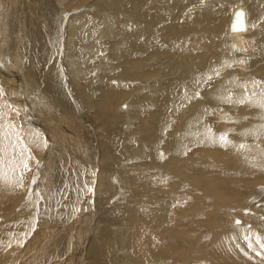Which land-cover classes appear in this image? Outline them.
I'll return each instance as SVG.
<instances>
[{
	"label": "bare ground",
	"instance_id": "bare-ground-1",
	"mask_svg": "<svg viewBox=\"0 0 264 264\" xmlns=\"http://www.w3.org/2000/svg\"><path fill=\"white\" fill-rule=\"evenodd\" d=\"M128 1V5H122L124 0H93L94 3L88 9L78 10L79 12H63L53 8L57 21L54 26L58 37L52 39V37L46 38L47 35H42L41 39L38 34L42 33L36 31L37 35L28 36L30 47L27 48L26 53V50H21L22 47H18L20 50H15L14 46V52L11 53L12 61L10 55L4 51L3 41L5 39L3 40V36L0 35V199L4 193L10 196L7 199H1L3 201L1 209L8 210L10 217L8 220H0V232L2 235L5 224L10 225V236L5 235L6 239L4 240L12 245L7 248L10 250L9 257L16 258H14L15 261L13 257L10 258L11 264H17L19 259L21 264L24 262L27 264H67V261H60L62 259L58 258L52 262L43 260L42 256L37 258L49 245V241L47 244L45 241L47 239L54 241L56 238H60L64 231L67 240L70 241L72 238L73 246L75 243L77 244L76 248H72L71 254L73 252L78 254L82 244L84 246V255L75 257V264H153V258L157 252H161L160 248L163 245L166 251L161 253L159 258L161 259L160 263L165 264L169 259L168 249L172 252L169 242L166 243L164 238L157 241L153 234L143 232L149 223L145 218L141 221L138 229L136 228L139 225L136 223L135 229L126 236L123 227L129 223L125 220L139 221L142 219L143 215H146L142 209L145 196L150 193L156 195L163 193L165 202L159 212L157 211L159 213L158 222L153 226L152 232L159 229V226L166 228L172 222H170L171 218L176 216V210L186 209L196 200V196L192 192L194 190H201L217 199H213L214 201L211 202L213 206H211L210 212H207L210 217L205 221L211 225H218L220 228L212 233L211 240L206 242V245L196 248L199 252L198 256L205 258L208 264H264V247H261V243H264V223L254 216L255 213L260 212L262 206L264 207V107H261V104H264V0ZM44 3L52 7V0H44ZM56 7L58 6L56 5ZM238 10L244 14L243 31H234L231 26ZM6 16H3L5 20ZM4 19L2 24L5 22ZM19 25L21 26V23ZM143 25H146L145 30L140 29ZM12 26L10 28L7 26V30L3 32L9 42ZM109 30L114 34L109 36ZM102 31L105 33L103 32L101 35ZM97 32L101 36H106L107 33V37H109V40H105L106 37H102V40L99 39L101 43L105 40L109 47L115 44L117 49H115L114 58L117 59V63L108 62V55L106 57V51L103 50V67L98 69L99 66H96L100 62L98 59L96 65L90 63L95 65L94 67L87 65L85 68L86 74L89 73L90 68L93 71L99 70L98 75L95 71L97 80L92 78V74L90 78L85 79L87 77L86 74H83L84 72L73 68L72 72L69 70L67 66L74 65L71 58L69 60L72 63L69 62L70 64L67 66L62 63L59 57L61 39L65 38L64 43L67 42L68 47L75 45L80 48L88 47L83 55L77 53L76 50L75 52L79 57L81 55V57L89 58L94 54V49H97L95 47L98 42L92 39L97 36ZM28 37L25 36V38ZM23 40L25 43L26 39L22 38ZM34 44L35 50L32 48ZM50 46H54L52 50H50ZM90 49L92 50L90 51ZM98 50L101 49H97L96 52ZM21 52L26 54V57L23 55L22 58ZM36 53L39 54V58H43L42 67L45 69L42 71L40 69L39 73L35 74V72L32 73L33 70L28 69L31 67L29 65L30 67L26 69L28 72L26 76H21V72L25 74L20 70L21 67H24L22 59L27 58L29 62L32 55L36 58ZM6 62L7 68L4 69L3 66ZM15 73L19 80L22 77L26 78L28 86H23V82H19L18 78L11 77ZM10 79L14 80L15 84L18 81V84L22 86L14 88L10 85ZM125 79L131 82L127 81L126 83ZM32 80H36L42 86L37 85L36 87L34 84L36 82L32 83ZM92 80L98 81L95 82L96 89L92 85ZM132 80L135 83L142 80L148 81V83H143L140 88L135 83L130 84ZM29 88L32 89V93L37 91L45 97H48L46 94L48 93L55 100L51 99L52 102H57L59 106L64 107L67 113L75 114L74 117L82 110L79 109L81 107L76 104V101L84 103L87 108H95L94 112L98 114V117H95L98 118L97 121L104 127L105 132L107 131L110 135V140H115L117 137L115 131H112L115 129L113 125H117L119 122L120 124L117 126L120 127L125 122L123 118L128 119L130 113H135V116L138 117L132 116V119L137 120L138 118V120L134 122L130 119V126L128 124L127 126L133 130H140V133L129 140L137 142L145 136L141 135L142 130L147 131L146 133L149 134L147 136L148 146L151 147L152 152L156 153L159 163L156 168L163 169L166 178L161 179L158 170L153 173L144 170L143 166L149 162V160L142 159L143 155L147 154V152L144 153V146H141L135 154H127L128 157L132 155L138 160L134 162V160L128 159L130 162L123 163L121 169H118L113 161L106 158L105 163L104 161L98 163H102L99 173L95 169L96 185L99 186L96 191L103 190L102 194H98L92 202L93 197L91 198L89 195V186L81 195L87 199L90 198L92 205L95 202L96 208L90 207V209L88 200H86L85 204L76 205L69 213L70 215L64 218L63 214L58 213L65 208L58 200L62 196L55 191L60 197L55 199L57 202L53 201L56 203V209L55 213L54 210L52 213L54 217L51 223L52 227L44 229L43 223L47 220L44 219V216L36 219L35 213L38 211L34 212L35 218H32L34 216L31 201L39 191L42 192L39 190V168L43 163H41L42 157L44 156L46 160L50 157L49 147L52 136L47 129L48 126L45 125L46 120L37 113L38 109L32 107L31 104L27 106L24 98L28 96ZM76 94L82 98V102L75 97ZM93 95H97V98L92 99ZM72 97H75L74 104L71 100ZM124 97L127 98L125 102H123ZM6 98H10V103L5 100ZM15 98L18 100L23 98V101L18 102ZM133 100H139L140 104L130 105ZM149 100L153 102L150 103ZM118 101L120 102L117 105ZM178 102L181 103L178 104ZM124 103H126V108H129L128 104L131 106L130 112L125 113L126 110H129L126 108L124 112L119 109V107L123 109ZM174 103L178 104L177 108H173ZM173 120L175 124H172ZM111 127L113 128L111 129ZM166 132L169 135L164 140ZM221 136H225L229 143L223 144L220 141ZM105 144L102 143L101 146L105 147ZM125 144L127 147V143ZM242 144L245 145L244 148H240ZM160 146L166 149V155L159 150ZM114 148L111 146L109 155L105 153L106 156H112V160L118 156L114 152ZM122 150L127 151L128 149ZM125 153L123 155L121 152L124 158H126ZM83 155L86 154L83 153ZM152 155L151 153V157ZM101 158L105 159L104 152L101 154ZM21 159L26 160V169L19 164ZM60 164L63 165V163ZM162 165L167 167V170ZM71 167L69 166V169ZM75 167L77 166L75 165ZM64 168H66L65 165ZM159 173L161 172L159 171ZM66 174L68 175V173L63 176L58 175L64 178ZM74 174L76 175L77 171L72 175ZM77 177L79 176L77 175ZM69 179L73 182V179ZM69 179L68 182H70ZM187 179L190 181L189 184L186 182ZM173 182L175 184L182 183L179 190H175V187L172 186ZM258 184L263 185L257 186ZM54 185L58 186L56 183ZM65 186L68 185L65 184ZM124 186L131 191V196L126 194L127 196H121L120 200L116 202L122 207L119 209L120 212L109 216L105 222L102 218L96 219L99 212L104 208L107 209L106 204L110 199L109 196ZM33 187H36L37 190ZM255 190L258 191V196L253 194L248 199L249 201L245 202L252 204L256 201L258 205L262 206L255 207L252 204L250 209L238 207V209L241 208L240 210H246L247 213L255 211L254 215L242 216L241 211L235 210L233 213L235 215L216 214L211 211L212 207L219 208L221 205H233L231 207L233 209L239 204L242 197L250 195L251 192L254 193ZM34 193L36 194L34 195ZM82 201L83 199L81 203ZM69 203L68 201L67 204L69 205ZM111 206L112 209L115 208L114 205ZM65 209L68 210V208ZM115 209H118L117 205ZM81 210L82 212L77 214ZM85 211L90 212V217ZM38 215L41 216V213ZM236 215L243 217V223L250 222L253 226L252 229L247 230L243 225H233L230 217L232 219ZM262 216L264 215L262 214ZM102 221L103 223H101ZM112 228L116 233L112 230L109 232V229ZM256 229L260 231L258 235L253 234ZM50 230L53 232H49ZM119 230L121 233L117 232ZM4 231L6 230L4 229ZM19 236L21 240L17 239ZM245 236L248 237V240L245 239ZM257 237L261 238L260 243H257ZM250 244L251 246H249ZM163 248L161 250H164ZM8 255H5L6 258ZM172 259L171 261H174ZM3 261L4 259L0 264H3Z\"/></svg>",
	"mask_w": 264,
	"mask_h": 264
},
{
	"label": "rangeland",
	"instance_id": "rangeland-1",
	"mask_svg": "<svg viewBox=\"0 0 264 264\" xmlns=\"http://www.w3.org/2000/svg\"><path fill=\"white\" fill-rule=\"evenodd\" d=\"M87 1L85 2L84 0H62V2H61V0H52V7H51L49 5L47 6V4L44 3V0H0V35L3 36V40L5 39L3 41V48L5 49L4 51L7 52L8 55H10V59H11L12 58L11 53H12V51L14 52L13 49L15 47H16L15 50H20V48L22 47L21 50L23 49L24 51L26 50L25 53L27 52V48L30 47L29 46L30 42H28L30 38L28 36H33L32 34L37 35V33H42V34H38V35L41 36V39L43 37L42 35H45V36L47 35L46 38L47 37H52V39H54L55 37H58V34H57V32L55 30V26H54V25H56L57 21L55 19L56 14H55L53 8L59 9V10H61L63 12H70V11L79 12V11H83V10L88 9L95 2V1L93 2V0H91V2H90V0H87ZM55 4L58 7H56ZM123 4L128 5L129 1L128 0H124L122 5ZM122 8H123V6H122ZM67 9H68V11H67ZM4 15H7L6 16V20L3 17ZM45 17H47V18H45ZM116 17H117V15H116ZM2 18L5 21L3 24L1 23L3 21ZM7 19H8V21H7ZM8 22H9V24H8ZM10 23H12V25H14V26L10 25ZM18 23L19 24L21 23V26ZM101 24L102 23L100 22V26H101ZM4 26H5V28H4ZM7 26H9L8 28H10V26H12L11 27L12 29H10V42L11 43L6 39V36L3 34L4 30H7ZM140 29L141 30H145L146 29V25L141 26ZM1 31H2V33H1ZM31 31H32V33H30ZM36 31H37V33H35ZM49 31H51V32H49ZM18 32H20V33H18ZM22 32H23V34H22ZM103 32L104 31L100 32V34L101 33L103 34ZM24 34L28 38H25ZM100 34L97 32L96 33L97 36H94V38H92V39H94L96 42H98L97 46L95 48L101 49L102 51L98 50L96 52L97 49L96 50L94 49V51H93L94 54L91 55L89 58L81 57V55L79 57L78 55H76L77 53L82 54V55L85 54V52L88 49V47L87 48L86 47L85 48L84 47L80 48V47H78V45L69 46L68 47L67 42L64 43L65 42L64 41L65 38H62L61 39V43H60V47H59L60 48L59 57L62 60V63L64 64V66H67L68 64L72 63L71 60H73L74 61L73 62L74 65L73 66H71V65L67 66L69 68V70L72 72V68L76 69V70L78 69L77 71L84 72L83 74H86L85 73L86 72L85 71L86 66L90 65L91 67L92 66L94 67L96 65L95 64L96 61L98 62V59H100V62L98 63L99 65L97 64L96 66H99L98 69L102 68L103 67V63H102L103 62L102 61L103 60V57H102L103 50L106 51V57L108 55V59H109L108 62L114 61V64H116L117 63V59H115L114 56H115V49H117V48H116L115 44L111 45L110 47L107 46V43H105V40H109L108 39L109 37H107V33H106V36H101L102 34L101 35ZM112 34H114L113 31L109 30L108 35L111 36ZM60 37H61V33H60ZM102 37H106V39L104 41H102V43H101L100 40H102L101 39ZM22 38L26 39V42H27V43L25 42L26 45L24 43V40L22 41ZM112 39H115V37H112ZM15 42H17V43H15ZM99 42L101 43L102 46L100 45ZM103 43H105V44H103ZM6 44H7V46H6ZM48 44H49V42H48ZM82 44H84V43H82ZM94 45H95V43H94ZM32 46H34L32 48H33V50H35V48H36L35 44L32 45ZM18 47H20V48H18ZM53 47H51L50 50H52ZM70 47H72V48H70ZM10 48H12V49L10 50ZM75 50L78 51V52L76 53ZM91 50L92 49H90V51ZM23 52H21L22 53L21 54L22 58L26 55ZM107 52H108V54H107ZM36 54H35L36 58L33 56L34 52H33V55H32V57L35 58L36 60L33 59L32 57H30L29 62H28L27 58H24L25 61H24V59H22L24 62L23 61H21V62H22V66H24V67L23 68L21 67L20 70L24 71L25 74L21 72V74H20L21 76H23V75L26 76V73H28V72H26V69H27V67H30V66L31 67L28 68V69L31 70V71L33 70L32 73H34V72H35V74L37 72L39 73L40 69L42 71V69H43V67H42L43 66V64H42L43 63V58H39V54L38 53H36ZM37 57L41 61L38 60ZM40 57H42V56H40ZM70 58H71V60H69ZM31 59H33V60H31ZM88 60H89V62H88ZM11 61H12V59H11ZM18 63H19V59H18ZM75 63H77V64H75ZM90 63L95 64V65H92ZM111 63H113V62H111ZM40 64H42V65H40ZM13 65L15 66V62L13 63ZM3 68L4 69L7 68V62L4 63ZM95 71H97V70L93 71L90 68L89 69V73L86 74L87 78H85V79H88V77L90 78L91 74H92V78L94 77V80H95V78H96ZM6 72L9 73V74L11 73L10 71H6ZM98 72H99V70L97 71V75H98ZM14 75H11V77H16L19 80V77L16 76V73ZM69 75H71V74H69ZM70 77L72 79H74V77L72 75ZM97 78H96V80H97ZM11 79H10V85L14 86V88L21 87L22 85L23 86H25V85L28 86V84H27L28 82H27L26 78L23 79V77H22V79L19 80V82H23L22 85H19L18 81H16V84H15L14 80H11ZM126 79H125L124 82L127 83L128 80H126ZM3 80H5V79H3ZM94 80H92L91 82H92L93 87L96 89L97 88V86H96L97 84H95V82H98V81H94ZM32 81H33L32 83H34V81L36 82V83H34L36 87H37V85L42 86V84H39L36 80H32ZM142 81L141 82L139 81V82L135 83V81L132 80V83H130V84H134L135 83L136 85H139V87L141 88L143 83H145V84L148 83V81L147 82L144 81V80H142ZM129 82H131V81L129 80L128 83ZM38 90H41V89H38ZM133 92H135V91H133ZM41 94L38 93L37 91L32 93V89L29 88L28 96H25L24 99L27 102V106H30V104H31L32 107H35V108L38 109L39 112H37V113H39V116H41L42 118H44L46 120L45 121V125L48 126L47 129L49 130V132H51L50 134L52 136L51 137V141L52 142L50 144V147L47 145L49 147L50 151H51L50 152V157L51 158L49 157V159L46 160L44 158V156H43L42 159H41V163L43 162L41 164L42 168L41 167L39 168L40 169L39 170L40 171V177H39V186L40 187H39V190H41L42 192L39 191L38 194L34 193V195L36 194V196H34L35 198H33L35 200V203H34L33 199L31 201V207H32L31 209H32V212H33L32 213L33 216H34V212L38 211L37 213H35V216H37L36 219L44 216V219L47 220V221H44V223H43L44 224L43 225L44 229L47 230V229H51V227H52L51 223H52V219H54V217L52 216V213H53V210H54V213H55V209H56V203L54 202L55 205H53L54 204L53 201L57 202V200H55V199H58L60 196H62V198L60 197L58 200H59V202L62 203L63 208L64 207L68 208V210L64 208V210H62L63 213L61 211L58 212L61 215L63 214L64 218L70 215L69 213L72 211L73 208H75L76 205H80L81 206V205L85 204L86 200H88L87 203L89 205L88 206L89 208L90 207L96 208L95 202L93 203L94 205H92V202H93L94 198L97 197L98 194H100V193L102 194L103 190L96 191L98 189L97 187H99V186L96 185V181H97L96 179L97 178L95 177V171H96L95 169H97V173H99L100 165L102 163L101 164H98V163L103 162V161L105 163L107 161L106 158H108V160L113 161L117 165L118 169H121L123 167V163L125 164L126 162H130L131 160H134V162H135V160H138L137 158L133 157L132 155H130L128 157L127 154H135V153H137V150L141 146L142 147L144 146V150H145L144 153L147 152V154H144L146 156L143 155L142 159L149 160V162L145 166H143L144 170L146 172H148V173H153V172H156L158 170L156 168L159 165L158 159L156 158L157 155H156L155 152H152L151 151V147L148 146V143H149L148 141L149 140L147 139V136L149 134L146 133L147 131L144 132L145 130H142V134L141 135H145V136L141 137L137 141V142H139V144H137L136 141L129 140V139H133L134 137H136L137 134L140 133V130H137V129L133 130L131 127H129L130 126V124H129L130 119H132L133 117H135V118L138 117V116H135L136 115L135 113H130L131 115H130V117L128 119L123 118V120L125 122L123 121L124 123L120 127L117 126V125L120 124L119 122H118L117 125H113V127L115 129H112L113 127H111L112 131L113 130L115 131V132L114 131L113 132L116 133L117 137H115V140L114 139L110 140L109 139L110 135L108 134L107 131L105 132L104 127H102L101 124L98 123V121H97L98 118L95 117V116L98 117V114H96L97 112H94V111H96L95 108H91V107L87 108L86 107L87 105H84V103H80L79 101L78 102L76 101V104L80 105V107H81L79 109H82V110L77 113L78 116L76 114V116L74 117L75 114L72 115V113L71 114L67 113V111L64 109V107L59 106V104L57 102L56 103L52 102V101H55V100L48 93H46L48 95V97L47 96L45 97V95L43 96ZM135 94H137V93H135ZM75 97H77L82 102V98L78 94H76ZM75 97L74 98L72 97V99H71L73 104H74ZM127 97H129V95H127ZM18 98H20V97H18ZM94 98H97V95L96 96L93 95L92 99H94ZM9 99L10 98H6L5 100L10 103ZM15 99L18 102L19 101L20 102L23 101V98H21L20 100H18L17 98H15ZM51 99H52V101H51ZM126 99L127 98L124 97V99H123L124 101L123 102H125ZM16 100H15V102H16ZM120 101H118L117 105L119 104ZM149 102L151 103L153 101L149 100ZM179 103H181V102H178V104ZM124 104L125 105H122L123 109L121 107H119V109L122 110L123 112L126 109H129V110H126V112H125V113H128V112L131 111L130 110V107H131L130 105L131 104L138 105V104H140V101L139 100H135V101L133 100L132 103H130V105L129 104L127 105V106H129V108L128 107L126 108V103H124ZM178 104L177 105L175 104L176 107H174L175 106L174 105L173 108H177ZM10 106H12V104H10ZM134 107L135 106L133 105V108ZM119 109L117 108L116 110L118 111ZM136 109H137V106H136ZM176 112H178V111H176ZM176 112H175V114H177ZM181 112L184 113V111H182V110H181ZM135 118L132 119V120H134V122L138 120V118H137V120H135ZM94 119H96V120H94ZM173 121H172V124H175V121L174 122ZM127 124L129 126H127ZM168 135H169L168 132H166L164 140L167 139ZM106 139L110 140L112 142H110V141L105 142V141H107ZM127 140H129V141L127 142ZM133 142H134V144H133ZM102 143H106L105 144L106 145L105 146L106 150H105V147L101 146ZM125 143H127V145H128L127 147L125 146L126 145ZM109 146H110V148H111V146H114L115 147L114 148V152H116L118 154V156H116L113 160H112V158H113L112 156H106V154H105V153H107V155L110 154V150L111 149L109 148ZM122 149H124V150L128 149V150L127 151H123ZM159 150L162 151V153H164V155H166L165 154L166 149H163L162 146H160ZM149 151H151V152H149ZM103 152H104L105 159L101 158V154H103ZM121 152H122L123 155H124V152H126L125 153L126 154V156H125L126 158L123 157ZM83 153H85L86 155H83ZM151 153L154 156L152 155V157H151ZM138 156H140V155L138 154ZM119 157H121V158H119ZM128 159H130V161ZM100 160H102V161H100ZM44 161H47V162H44ZM74 161H76L78 163L76 164V162H74ZM71 162H72V165H71ZM60 163H63V165L60 164ZM73 163H75V165L78 167V170H77V167H75V165H73ZM90 163H92V164H90ZM66 164L67 165L69 164L70 167L71 166H73V167H71L69 169V166L67 167ZM44 165H46V166H44ZM64 165L66 166V168H64ZM93 165L95 166V168H92V167H94ZM98 167H99V170H98ZM162 167L167 170V167H165L164 165H162ZM74 169H76L75 172H74ZM64 170H67V171H64ZM76 171H77V174L76 175L75 174L72 175L73 173H76ZM115 171H114V173H115ZM159 171L161 173H159ZM62 173H64V174L68 173V175L71 174L72 176L70 175L71 177L70 176L68 177V175L66 174V176H64V178H63V177H60L62 175ZM163 173H164L163 169L162 170L161 169L158 170V174H160L159 177L161 179H165L166 178ZM58 174H61V175H58ZM77 175L79 177H77ZM83 175H85V176H83ZM69 178L73 179L74 183L72 181H70ZM40 179H41V182H40ZM68 179H69L70 182L67 181ZM169 180L171 182V179H169ZM48 182H50V184H48ZM62 182H63V184H62ZM186 182L188 183L190 181L187 179ZM55 183L58 186H55L54 185ZM65 184L68 185V186H65ZM69 184L72 185V186H70ZM93 184L95 185V187H94ZM181 184L180 183L175 184V182H173L172 186L175 187V190H179L180 189L179 186H181ZM260 185H263V184H258L257 186H260ZM89 186H90V193H92V194L89 193V195H91V198L93 197L92 198V202L90 201V198L87 199V198H85V196L84 197L81 196L83 191L85 189H87V187L89 188ZM33 188L35 190H37L36 187H33ZM62 189H63V192H62ZM67 190H68V192H67ZM118 190L119 191H115L114 193H112L111 196H109L110 199L108 200V203L106 204L107 209L104 208L101 212H99V214L97 215L96 219L102 218L103 221L105 222L106 221L105 219H108L109 216L118 214L120 212L119 209H121L122 207L118 205L119 203L116 204V202L120 200L121 196H127V195L131 196V193H130L131 191L128 188H126L125 186H124V188L121 187V189H118ZM55 191L57 193H59L60 196L57 193H55ZM192 192L196 196L195 197L196 200H194L195 202L193 201L194 203L192 202V204H191L192 206L189 204L188 205L189 207L186 208V209L176 210V212H175L176 216L174 215L175 217L171 218V220H170V222L171 221L172 222L169 223L166 228L165 227L162 228V226L161 227L159 226V229H156V231H154V232H152L153 231V226L157 224L156 222H158V217H159V213L158 212L162 208V204H164V202H165V200H164L165 195L163 193L161 195H156L155 193H150V194L146 195L145 198L143 199V207H142V209L144 211V214H146V215H143L142 219H140V217H138V219H140L139 221H134V220H131V219L125 220L126 222L129 223L127 225L128 227L127 226L123 227V229H124L123 231H124L125 235L128 236L130 234L131 230L133 231V229H135L134 227H136V225H135L136 223L139 225L136 228V229H138L140 227V225H141V221L144 218L146 220L148 219L147 221L149 222L148 223L149 226L146 225L147 227H145L146 229H143V232L153 234V237L155 239H157V241L158 240L161 241V239L164 238V241L166 243L169 242L170 248L172 247V252H171V250L168 249V257H169V259H168L167 263H165V264H208L205 258H203L201 256H198L199 252L196 250V248H198L199 246L206 245L208 243V241L211 240V236L213 235L212 233L216 232L217 230L220 229L218 225H211V224H209V223H207L205 221V219L207 220L210 217L209 215H207V212H210V208H211V206H213L211 202L214 201L216 198L214 196L211 197V195H209V194L203 193V191H201V190L200 191L199 190L198 191L194 190ZM76 193H77V195H76ZM253 194H254V196H258L259 193H258V191L255 190L254 193L251 192L250 195L242 197V199H240V201H239V204L236 205L233 209L231 208V207H233V205H230V206L229 205H221L219 208L217 206L216 207H212L211 211L215 212L216 214L229 213V215H235V214H233V213H235V211H237V212L241 211L240 214H242V216L254 215L255 211L252 212V213H247L246 210H240L241 208L238 209V207H243V208L247 207L246 209H250L252 204H254L255 207L262 206L261 204L258 205V203L256 201H254L252 204L251 203L248 204V202H245L246 200L250 199L253 196ZM40 195H42L43 197L40 196ZM8 196L9 195L7 193H4V195L1 196V199H3V200L5 198L7 199ZM84 198H85V200H84ZM1 199H0V201H1ZM82 199H83V201L81 203ZM41 201H43V202H41ZM68 201L70 202L69 205L67 204ZM64 202H66V203H64ZM75 202H76V204H74ZM240 202H242V203H240ZM39 204H42V205L40 206ZM67 205H68V207H67ZM111 205H114L115 208H116V205H117L118 209H115V208L112 209ZM1 206H3V201L0 202V209L2 208ZM195 208H196L197 213H195L196 212L194 210ZM39 209L41 210V212H40ZM197 209L198 210L200 209L201 211L200 210L198 211ZM2 210L3 209L0 210V220H8L9 217H10V214H9L8 210H6V209L3 210V211ZM82 210L80 212H78L77 214L81 213ZM259 211L260 212L255 213L254 216L258 217V219L263 221V223H264V216H262V214L264 215V207L262 206ZM46 212H47V214L45 215ZM85 212H87V211H85ZM190 212H191V214H190ZM39 213H41V216L38 215ZM87 214L90 217V212L89 213L87 212ZM35 216L32 217V218H35ZM240 216L241 215H238V216L236 215V216L232 217V219L230 217V220L232 221L233 225H235V226L243 225L244 228L247 229V230L248 229H252V227H253L252 224L250 222H246V223L244 222L243 223L242 222L243 221V217L242 216L240 217ZM55 217H56V215H55ZM203 220H204V222H203ZM237 220H239V222L241 224L237 223ZM32 221H34V220H32ZM103 221L101 223H103ZM3 224H4V222H3ZM183 226H185V227H183ZM4 229L6 231H4ZM161 229H165V230L162 231ZM110 230H112L114 233H116V231L113 228L109 229V232H111ZM125 230H127V231H125ZM2 231H3L2 235H1V232H0V235H1L0 236V245H1L0 246V259H2V260L4 259V261H3L4 263L3 264H11V259H12L11 257H13L14 261H15L16 258L14 256H10L9 257L8 252L10 253V250H7V248L10 245V242H8L7 240H4V239H6V237H4L5 235H7V236L9 235L10 236V225L9 224H5V227H3ZM49 232H53V231L50 230ZM117 232L121 233L120 230L117 231ZM162 232H164L165 234L164 235L161 234ZM259 232L260 231L256 229L255 231H253V234L254 235H258ZM24 233H25V231H24ZM17 239L21 240L20 236ZM48 241H49V245H47V247H46L47 249L46 250L44 249L42 251L41 255H38L37 258H41V256H42L43 260H45L47 262H52V261H54L55 259L58 258V259H62L60 261H67V264H75V260H74L75 257H77L78 255H82V256L84 255V253H83V251H84L83 244H82V248L79 250L78 254L76 252H73L71 254L72 248L73 247L76 248L77 244L74 241L75 246H73V239L72 238L70 239V241L67 240L65 231L60 236V238H56L54 241H51V240L47 239L45 241V243L47 244ZM17 242H19V240H17ZM11 246L12 245H10V247ZM163 247L162 248L164 250H161L162 248H160L161 252L160 253L157 252V254L155 255V258H153L154 259V263L153 264H161L160 263L161 259L159 258V256H160L161 253H164V251H166L165 250L166 248H165L164 245H163ZM1 253H3L4 255H2ZM5 255H8L7 258H6ZM31 256H33V255H31ZM52 257H54V258H52ZM172 258H174V259H172ZM171 259L174 260V261H171ZM2 260H0V263L2 262ZM5 262H7V263H5ZM25 263L26 262H24V264ZM17 264H21L20 259L17 262Z\"/></svg>",
	"mask_w": 264,
	"mask_h": 264
},
{
	"label": "snow or ice",
	"instance_id": "snow-or-ice-1",
	"mask_svg": "<svg viewBox=\"0 0 264 264\" xmlns=\"http://www.w3.org/2000/svg\"><path fill=\"white\" fill-rule=\"evenodd\" d=\"M243 13L240 12V13H237L236 15V22L233 24V30L234 31H243L244 30V25H243ZM261 107H264V104H261ZM220 141L223 143V144H227L229 143V141L227 140V138L225 136H221L220 137ZM245 145H240V148H244ZM20 165H22L25 169L27 168V163H26V160L25 159H21L20 162H19ZM239 223V222H237ZM245 239L248 240V237L245 236ZM261 242V238L260 237H257V243H260ZM251 246V244L249 245ZM261 247H264V243H261Z\"/></svg>",
	"mask_w": 264,
	"mask_h": 264
},
{
	"label": "water",
	"instance_id": "water-1",
	"mask_svg": "<svg viewBox=\"0 0 264 264\" xmlns=\"http://www.w3.org/2000/svg\"><path fill=\"white\" fill-rule=\"evenodd\" d=\"M240 12H241V11L238 10V11L236 12L235 16H234V19L232 20V23H231L232 28H233V24L236 22V15H237V13H240ZM243 25H244V23H243ZM237 222H239V220H237Z\"/></svg>",
	"mask_w": 264,
	"mask_h": 264
}]
</instances>
